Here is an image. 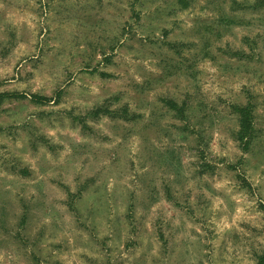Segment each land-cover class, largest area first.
I'll return each mask as SVG.
<instances>
[{
    "label": "rangeland",
    "instance_id": "rangeland-1",
    "mask_svg": "<svg viewBox=\"0 0 264 264\" xmlns=\"http://www.w3.org/2000/svg\"><path fill=\"white\" fill-rule=\"evenodd\" d=\"M0 264H264V0H0Z\"/></svg>",
    "mask_w": 264,
    "mask_h": 264
},
{
    "label": "trees",
    "instance_id": "trees-1",
    "mask_svg": "<svg viewBox=\"0 0 264 264\" xmlns=\"http://www.w3.org/2000/svg\"><path fill=\"white\" fill-rule=\"evenodd\" d=\"M237 111L240 117V125H239V137L247 138L251 132V105L250 103H246L241 106H237Z\"/></svg>",
    "mask_w": 264,
    "mask_h": 264
}]
</instances>
